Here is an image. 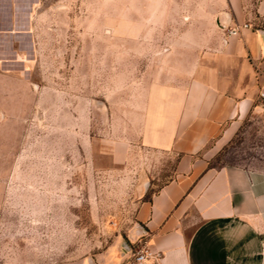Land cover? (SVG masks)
Returning a JSON list of instances; mask_svg holds the SVG:
<instances>
[{"label": "crops", "instance_id": "crops-1", "mask_svg": "<svg viewBox=\"0 0 264 264\" xmlns=\"http://www.w3.org/2000/svg\"><path fill=\"white\" fill-rule=\"evenodd\" d=\"M93 2L0 0V48L10 50V63L38 68L40 80L2 97L10 119L37 124L60 164L73 163L67 153L93 149L96 133L114 165L134 159L135 148L176 154L172 176L137 205L125 233L151 253L146 264H264V145L249 136L264 135V0L252 10L244 0H198L193 11H156L133 49L111 44L107 26L87 20L79 28L75 6ZM233 26L237 35L227 32ZM243 133L245 159L216 164ZM30 154L25 144L11 178ZM100 256L136 264L131 251L110 247Z\"/></svg>", "mask_w": 264, "mask_h": 264}, {"label": "rangeland", "instance_id": "rangeland-1", "mask_svg": "<svg viewBox=\"0 0 264 264\" xmlns=\"http://www.w3.org/2000/svg\"><path fill=\"white\" fill-rule=\"evenodd\" d=\"M102 1L75 6L81 19L79 28L85 27L87 20L96 28L107 26L111 44L126 43L132 49L141 42L138 34L149 32L152 13L169 8L177 14L199 7L198 0L189 4V0ZM244 1V6L252 10L256 0ZM103 12H109L110 19L102 20ZM78 41L85 42V37L78 36ZM68 56L69 52H63L64 59ZM39 81L38 68L10 63V50L0 48V264H104L100 255L110 247L118 252L131 251L135 257L142 248L141 239L129 241L125 233L133 223L137 205L172 176L176 154L135 148L134 159L114 165L110 148L101 133H96L93 149L87 153L80 150L76 155L67 153L69 161L73 156L71 165L57 163L54 143L38 139L37 124L13 122L10 100L2 98L10 91L31 90L30 82L36 89ZM261 124V119L256 122L257 126ZM24 132H30L31 138L24 141ZM249 136L255 145H264L262 132ZM233 143L234 148L222 150L216 164L237 156L245 159L247 133ZM25 144L31 160L18 164V174L11 178L14 161ZM39 151L47 158L43 164L39 163ZM40 172L45 174L42 179L38 178ZM24 173L35 177L24 179Z\"/></svg>", "mask_w": 264, "mask_h": 264}, {"label": "built area", "instance_id": "built-area-1", "mask_svg": "<svg viewBox=\"0 0 264 264\" xmlns=\"http://www.w3.org/2000/svg\"><path fill=\"white\" fill-rule=\"evenodd\" d=\"M247 24H243L242 27H247ZM228 34L229 35H237L240 32V27L239 26H233L228 28ZM259 98L262 103V107L264 109V90L259 93ZM151 253L147 250H138L135 254V261L136 264H146L148 262V259L151 257Z\"/></svg>", "mask_w": 264, "mask_h": 264}]
</instances>
